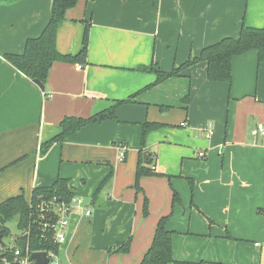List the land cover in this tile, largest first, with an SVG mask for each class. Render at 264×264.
I'll return each instance as SVG.
<instances>
[{"label": "crops", "instance_id": "0c3cea01", "mask_svg": "<svg viewBox=\"0 0 264 264\" xmlns=\"http://www.w3.org/2000/svg\"><path fill=\"white\" fill-rule=\"evenodd\" d=\"M53 3L0 2V204L29 201L35 189L66 180L91 215L70 214L62 264H140L159 220L171 213L175 260L264 264V134L252 135L264 125L258 52L233 57L231 83L210 81L205 62L155 86L157 74L145 70L172 72L222 39L238 38L244 23L264 28V0H79L59 24L56 47L76 55L89 23L87 64L55 62L43 92L5 55L22 54L42 34ZM114 106V118L44 152L65 118L88 119ZM146 123L161 127L143 147ZM142 150L164 176L143 177L137 192ZM129 239V253L108 252Z\"/></svg>", "mask_w": 264, "mask_h": 264}, {"label": "trees", "instance_id": "16d2710c", "mask_svg": "<svg viewBox=\"0 0 264 264\" xmlns=\"http://www.w3.org/2000/svg\"><path fill=\"white\" fill-rule=\"evenodd\" d=\"M13 2L17 0H6ZM79 0H54L52 17L37 38L29 39L26 43L25 50L22 54H7L5 59L20 72L25 74L32 81L39 80L43 84L46 83L50 68L55 62H72L76 64H87L88 42L90 35V24L85 23V31L82 42V48L76 55H64L60 53L56 47V37L59 24L66 18L68 10L77 6ZM255 50L258 52L259 63H264V28H254L242 25L238 38H224L216 44L205 48L200 57L194 58L184 65L175 68L172 72H164L154 67L145 68V70L153 71L157 74V80L152 86L175 76H179L181 72L192 64L205 62L208 64V79L213 82H232V60L233 57L244 54L248 51ZM123 104L119 102L116 106ZM114 106L108 111L101 112L88 119L67 117L61 122L62 132L51 142L44 146L46 152L51 145L56 142L64 143L69 136L81 130L89 124L101 123L115 117ZM161 127L158 123H146L143 126V147L147 136ZM140 152L136 172L135 188L137 192H142L140 180L143 177L156 176L161 177L164 174L157 173L155 169V159L150 156L145 164ZM126 156L122 160H124ZM111 173L101 184L97 194L106 187L112 180ZM169 180L173 177L167 176ZM191 184H193L191 182ZM74 194L68 188V182L59 179L50 187H40L34 190L31 200H26L23 196L9 198L0 204V236L3 240L13 238L15 246L13 248L2 247L0 250V264H19V259L15 257V250L20 249L22 257H31L32 254L38 252L54 253L60 255V245L55 243L53 233L44 230L45 221L50 216L41 217L38 206L43 202L57 201L59 203L71 204ZM180 201L176 192L173 195V206ZM148 200L145 199L144 215L148 216ZM172 213L162 217L156 227L152 245L144 255L140 264H207L201 262H185L177 261L173 258L172 236L174 232L167 229V223ZM54 218V217H53ZM18 219L17 234H13L9 227V223ZM22 243L26 244V251L22 249ZM131 240L116 245L109 249V253H129Z\"/></svg>", "mask_w": 264, "mask_h": 264}, {"label": "built area", "instance_id": "2783aa9c", "mask_svg": "<svg viewBox=\"0 0 264 264\" xmlns=\"http://www.w3.org/2000/svg\"><path fill=\"white\" fill-rule=\"evenodd\" d=\"M81 65L77 66V70H81ZM260 134H264V125L259 124L255 130H253L252 135L258 137ZM211 136V132L208 131V137ZM200 158L205 156L204 152L198 154ZM123 153H121V159H123ZM40 210L41 217L44 215H49L50 218L44 223V230L51 231L53 233V239L55 243L61 246L67 241V231L70 224V214L75 208H77L81 213L87 217L91 215V210L85 206L82 199L74 197L71 204L59 203L57 201L43 202L38 206ZM54 217V218H53ZM258 246V245H257ZM3 246H0V250ZM15 257L18 258L19 264H33L31 257H22L20 249L15 250ZM50 259L49 264H62L58 255L54 253H47Z\"/></svg>", "mask_w": 264, "mask_h": 264}, {"label": "water", "instance_id": "95a60500", "mask_svg": "<svg viewBox=\"0 0 264 264\" xmlns=\"http://www.w3.org/2000/svg\"><path fill=\"white\" fill-rule=\"evenodd\" d=\"M2 1H6V0H0V2ZM34 84H36L43 92L45 91V86L44 84L39 81V80H34L33 81ZM150 155V152L147 151L143 154L144 156V161L147 162V159ZM0 246H3L5 247L6 244L3 242V238L2 236H0ZM22 249L23 251H26V244L25 243H22ZM31 259L33 261V264H49L50 262V259L48 257V254L46 252H38V253H34L31 255Z\"/></svg>", "mask_w": 264, "mask_h": 264}, {"label": "rangeland", "instance_id": "374dc122", "mask_svg": "<svg viewBox=\"0 0 264 264\" xmlns=\"http://www.w3.org/2000/svg\"><path fill=\"white\" fill-rule=\"evenodd\" d=\"M147 200H148V199H147ZM178 203H180V201H179ZM144 207H145V201H144ZM148 213H149V202H148ZM8 225H9L10 229H11V230L14 232V234H15V232L17 231L16 220L10 222ZM4 243L7 244L8 247H10V248H13V247L15 246L14 241H13L12 238H6ZM258 245H260V243H258ZM206 263H207V262H206ZM207 264H210V263H207Z\"/></svg>", "mask_w": 264, "mask_h": 264}]
</instances>
